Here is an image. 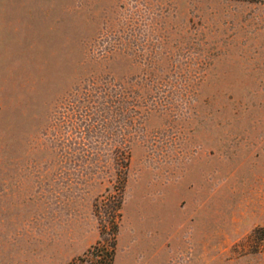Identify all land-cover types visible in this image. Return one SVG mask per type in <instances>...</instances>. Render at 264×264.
Listing matches in <instances>:
<instances>
[{"label":"rangeland","instance_id":"rangeland-1","mask_svg":"<svg viewBox=\"0 0 264 264\" xmlns=\"http://www.w3.org/2000/svg\"><path fill=\"white\" fill-rule=\"evenodd\" d=\"M121 185L112 264H264V0H0V264L84 257Z\"/></svg>","mask_w":264,"mask_h":264},{"label":"trees","instance_id":"trees-1","mask_svg":"<svg viewBox=\"0 0 264 264\" xmlns=\"http://www.w3.org/2000/svg\"><path fill=\"white\" fill-rule=\"evenodd\" d=\"M122 185L111 195L112 204L108 213L110 222L108 229L104 230L100 226L99 239L84 252V257L88 258L90 264H112L115 253L118 221L121 215ZM95 207L98 212L99 206L97 203ZM246 241L250 244L251 251L264 250V225H256L247 236ZM84 257H78L68 264H76L78 260L81 261Z\"/></svg>","mask_w":264,"mask_h":264}]
</instances>
